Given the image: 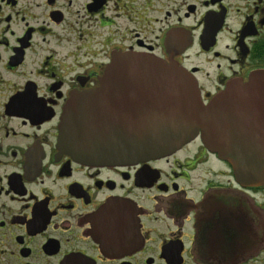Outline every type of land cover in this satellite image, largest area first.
<instances>
[{
	"label": "flooded vegetation",
	"instance_id": "af4514ba",
	"mask_svg": "<svg viewBox=\"0 0 264 264\" xmlns=\"http://www.w3.org/2000/svg\"><path fill=\"white\" fill-rule=\"evenodd\" d=\"M136 54L207 103L264 70V0H0V264H264V186L199 138L116 165L63 146L71 95Z\"/></svg>",
	"mask_w": 264,
	"mask_h": 264
},
{
	"label": "water",
	"instance_id": "95a60500",
	"mask_svg": "<svg viewBox=\"0 0 264 264\" xmlns=\"http://www.w3.org/2000/svg\"><path fill=\"white\" fill-rule=\"evenodd\" d=\"M60 128L63 146L88 164L162 158L199 138L239 185L264 186V70L204 103L195 77L177 62L118 55L96 88L71 95Z\"/></svg>",
	"mask_w": 264,
	"mask_h": 264
}]
</instances>
